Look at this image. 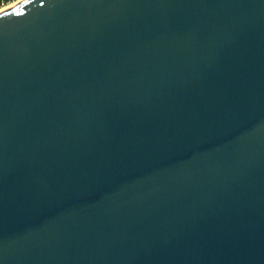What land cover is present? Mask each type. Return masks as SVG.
I'll use <instances>...</instances> for the list:
<instances>
[{
    "label": "water",
    "instance_id": "water-1",
    "mask_svg": "<svg viewBox=\"0 0 264 264\" xmlns=\"http://www.w3.org/2000/svg\"><path fill=\"white\" fill-rule=\"evenodd\" d=\"M0 264H264V0L0 10Z\"/></svg>",
    "mask_w": 264,
    "mask_h": 264
},
{
    "label": "bare ground",
    "instance_id": "bare-ground-1",
    "mask_svg": "<svg viewBox=\"0 0 264 264\" xmlns=\"http://www.w3.org/2000/svg\"><path fill=\"white\" fill-rule=\"evenodd\" d=\"M18 1H20V0H14V1L11 2L9 5H6V6H4V7H1L0 10L4 9V8H6V7H9V6L15 4V3L18 2Z\"/></svg>",
    "mask_w": 264,
    "mask_h": 264
},
{
    "label": "trees",
    "instance_id": "trees-1",
    "mask_svg": "<svg viewBox=\"0 0 264 264\" xmlns=\"http://www.w3.org/2000/svg\"><path fill=\"white\" fill-rule=\"evenodd\" d=\"M12 1H14V0H0V5L1 4H6V3H10Z\"/></svg>",
    "mask_w": 264,
    "mask_h": 264
},
{
    "label": "rangeland",
    "instance_id": "rangeland-1",
    "mask_svg": "<svg viewBox=\"0 0 264 264\" xmlns=\"http://www.w3.org/2000/svg\"><path fill=\"white\" fill-rule=\"evenodd\" d=\"M12 2H13V1H12ZM10 3H11V2H10ZM10 3L1 4V5H0V8H1V7H4V6H6V5H9Z\"/></svg>",
    "mask_w": 264,
    "mask_h": 264
}]
</instances>
